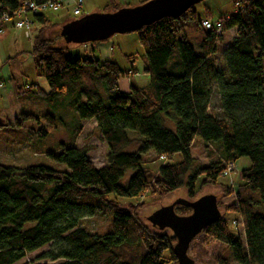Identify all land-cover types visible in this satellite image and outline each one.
Listing matches in <instances>:
<instances>
[{
  "label": "trees",
  "instance_id": "trees-1",
  "mask_svg": "<svg viewBox=\"0 0 264 264\" xmlns=\"http://www.w3.org/2000/svg\"><path fill=\"white\" fill-rule=\"evenodd\" d=\"M23 1L0 0V15L12 18L10 27ZM44 13L30 15L29 54L48 92L37 85L31 86L36 90L27 85L26 92L50 107L73 109L77 122L70 144L45 154L63 168L0 163V264H16L48 245L42 258L54 264H176L172 233L146 223L140 217L144 205H121L119 200L144 193L163 199L180 192L194 201L204 188H220L222 216L188 251L195 242L213 241L227 249V257L214 255V264H264V0H248L236 13L220 17V35L200 30V54L194 52L185 27L200 28V21L209 19H198L193 7L179 18H163L136 31L150 83L130 87L127 93L119 91L123 73L112 60L100 62L94 49L90 58L72 60L65 48L54 47L55 40L65 43L60 29L69 21L55 24ZM231 30L234 37L222 45ZM50 32L55 37L50 38ZM214 94L217 108L211 105ZM28 117L41 124L35 116ZM44 120L55 127L62 119L47 115ZM84 121L95 123L105 144L106 165L101 169L74 144ZM8 127L13 125L0 124ZM129 131L138 136L131 138ZM27 134L44 138L48 130L29 128ZM196 139L218 150L207 166L192 157ZM134 142L135 152H123ZM150 152L153 157L148 159ZM174 156L178 162H172ZM160 157L165 162L153 171L149 166ZM239 159H247L248 166L241 170L233 194L219 180L226 164ZM227 197L234 198L231 205L222 203ZM175 211L180 216L191 212L181 206ZM95 214L110 216L109 232H90L80 225L83 217ZM227 214L238 217L242 239L237 225L232 223L230 229Z\"/></svg>",
  "mask_w": 264,
  "mask_h": 264
},
{
  "label": "rangeland",
  "instance_id": "rangeland-1",
  "mask_svg": "<svg viewBox=\"0 0 264 264\" xmlns=\"http://www.w3.org/2000/svg\"><path fill=\"white\" fill-rule=\"evenodd\" d=\"M84 8L82 14L74 18L71 14L72 6L61 9L58 12H45L44 15L51 22L55 24H63V22L78 19L86 14L101 13L108 7L107 12H113L116 8L121 9L125 6H136L138 3L145 0H83ZM212 0H206L204 4ZM200 5H195L198 16L201 17L199 11ZM62 16V23L59 21ZM66 20V21H65ZM35 31L38 25H34ZM51 31V30H49ZM189 42L194 48L196 54H200L199 46L193 37L194 31L189 28ZM200 32V31H199ZM50 38L55 37L54 34L48 33ZM230 36V34H228ZM112 50L113 62L122 71V76L119 80V91L127 93L130 87L143 88L149 85L150 77L145 72L147 62L144 57L143 48L138 42L135 33H128L123 35H114L107 40ZM32 47V38L28 39L23 36L22 32L11 30L9 33L0 36V124H11L13 127L0 128V163L13 166L23 167L28 165H44L52 168L61 169L63 166L51 162L45 154L53 152L60 147V144H70L72 139L71 129L76 125L77 117L73 109H68L63 104H56L53 107L48 106L40 96H32L26 92L27 85H37L41 91L48 92V86L45 80L36 75L34 62L29 52ZM54 47L65 48L67 55L75 60L76 58H90L91 45L81 44H65L59 39L55 40ZM109 47V46H108ZM220 49V48H219ZM217 61L220 56V50L217 52ZM98 57V55H96ZM174 62V61H173ZM134 71V73H132ZM32 88V87H31ZM36 90V87L32 88ZM216 94V93H215ZM212 96V107H218V98L216 95ZM29 115L35 116L41 124L36 120L29 118ZM51 115L57 120L55 127H51L49 122L44 120L45 116ZM19 125L16 126L15 122ZM44 127L48 130V135L44 138L30 137L27 134V129H40ZM128 135L131 138L137 137V133L129 131ZM75 146L84 149L87 157L94 168L101 169L106 165V147L101 139L99 132L95 127L93 121L82 122V130L79 133ZM134 142L133 146L123 149L125 153H132L137 150V145ZM192 157L201 166H207L212 157H217L218 150L212 146L209 148L202 144L201 140L196 139L191 148ZM148 159L153 157L150 152L147 155ZM179 156H174L172 162H178ZM165 161L160 160L149 167L155 171L159 164ZM248 166L247 159H239L234 164V169L227 176H222L219 180L220 183L229 186L234 194L240 182V172ZM2 184H0V188ZM220 193V188H204L200 191L199 196L214 195L217 198ZM185 199L184 195L180 192L170 194L163 199H157L144 193L138 199L134 200H119L121 205L136 204L137 206L144 205L141 210L142 219H146L153 211L161 206H167L175 202L177 199ZM234 202L233 197L223 199L224 205H231ZM222 214V209H219ZM176 212V211H175ZM177 215L179 213L176 212ZM237 218V219H236ZM226 220L232 229V223H237L236 233L242 239V227L238 217L227 214ZM110 216L103 217L100 215L85 216L81 219L80 225L85 227L90 232L104 233L109 232L108 225ZM147 223V221L145 220ZM50 249V246L29 253L22 260L16 264H54L42 258L43 255ZM220 253L223 257H227V249L213 241H205L200 245L193 243V248L188 251V256L192 259H199L197 264H214L212 260L214 255ZM198 256V257H197ZM202 262V263H201ZM56 264V263H55ZM230 264H234L230 262Z\"/></svg>",
  "mask_w": 264,
  "mask_h": 264
},
{
  "label": "water",
  "instance_id": "water-1",
  "mask_svg": "<svg viewBox=\"0 0 264 264\" xmlns=\"http://www.w3.org/2000/svg\"><path fill=\"white\" fill-rule=\"evenodd\" d=\"M205 0H148L135 7L114 12L87 14L69 21L60 29L65 44H91L104 42L114 35L135 33L144 26L163 18H179L188 9ZM217 198L204 195L194 201L177 199L153 211L146 221L157 231L168 230L175 239L172 247L176 264H197L188 256L193 240L209 225L221 218ZM190 209L188 215H177L176 207Z\"/></svg>",
  "mask_w": 264,
  "mask_h": 264
},
{
  "label": "built area",
  "instance_id": "built-area-1",
  "mask_svg": "<svg viewBox=\"0 0 264 264\" xmlns=\"http://www.w3.org/2000/svg\"><path fill=\"white\" fill-rule=\"evenodd\" d=\"M65 4L72 6V16L77 18L80 16V10L83 4V0H44L40 3L31 0L23 1L19 8L13 13V23L11 30L22 32L25 38H31V20L30 15L42 13V12H58L60 11ZM241 6L240 2L234 4L233 12L236 13ZM12 20L8 14L2 13L0 15V35L5 31L6 26ZM224 20H201L199 23L200 29L204 32H214L215 35H220L222 31V26ZM160 160L165 161L164 157H160ZM234 169L233 163L226 164V167L222 173V176H227ZM233 225H237L236 222H233Z\"/></svg>",
  "mask_w": 264,
  "mask_h": 264
},
{
  "label": "crops",
  "instance_id": "crops-1",
  "mask_svg": "<svg viewBox=\"0 0 264 264\" xmlns=\"http://www.w3.org/2000/svg\"><path fill=\"white\" fill-rule=\"evenodd\" d=\"M146 1H148V0H145V1H142V2H146ZM246 1H248V0H212L209 3H207V4H204V2H206V0H205L202 3L199 4L201 6L200 9H199V11L201 13V17L198 16V13L196 11L197 9H194V10L197 13L198 19H209L210 21H216L220 17L230 15L233 12V10H234V4L236 2L244 3ZM142 2L138 3L137 5H140ZM69 6H71V5L65 4V8L69 7ZM127 7H130V6H125L123 8H127ZM133 7H135V6H133ZM83 8H84V1H83L81 10H80V15L82 14ZM63 18H65V16H62L60 18L61 20L59 21V23L60 22L62 23ZM189 28H191L194 31V33H195V36L192 38L193 41H195V43H197V45H199L198 44L199 41H200V35H199L200 32L199 31L201 29L198 28L197 26H193V25L186 26L185 27V31L187 33L188 39L190 37L188 35L189 34L188 29ZM10 31H11V27L8 25L6 27V30H5L4 34H2V35H5V34L9 33ZM228 34H230V36H228ZM234 35H235V31H233V30L229 31L225 35V38H224V41H223L222 45H224V44L227 45L231 41V39L234 37ZM91 49H94L96 55H98V58H99L100 62L111 61V60L113 61L112 50H111L110 45L107 44V40L104 41V42L95 43L93 46H91Z\"/></svg>",
  "mask_w": 264,
  "mask_h": 264
}]
</instances>
